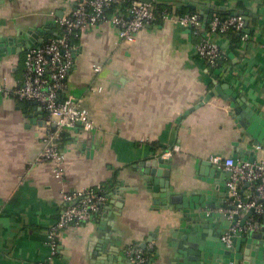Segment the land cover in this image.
Here are the masks:
<instances>
[{
  "label": "crops",
  "instance_id": "1",
  "mask_svg": "<svg viewBox=\"0 0 264 264\" xmlns=\"http://www.w3.org/2000/svg\"><path fill=\"white\" fill-rule=\"evenodd\" d=\"M165 3L176 10L200 3L210 12L247 11L248 39L237 43L231 34L218 35L226 59L212 70L195 52L198 38L178 24H148L131 44H117V29L109 22L81 29L73 66L58 97L81 96L95 128L64 129L62 181L55 178L52 162H34L42 147L41 127L27 114L43 120L45 112L35 110L40 106L31 101L25 104L11 93H0V264L44 262L50 255L45 231L64 205L62 190L96 184L103 186L104 204L83 225L60 233L55 264H130L126 250L149 242L147 264L199 262L188 252V238L178 236H190L181 232L190 222H178L179 214L167 208L160 179L186 192L189 203L215 202L219 208L226 200L228 175L210 158L235 157L236 146L250 147L255 159L264 158V150L243 140L242 127L223 98L204 100L215 84L230 83L264 119V0ZM73 5V0H4L0 40L31 27L44 42L58 33L56 19L70 13ZM24 53L0 56V82L10 90L21 79ZM173 145L178 150L167 158L168 176L141 169ZM210 166L221 169L220 175L210 176ZM239 191L247 199L253 187L247 184ZM110 199L121 206L105 208ZM212 209L207 212H220ZM248 220L263 229V216L253 212ZM222 221L214 217L203 230L211 232ZM190 233L195 235L192 229ZM260 252L264 263V246Z\"/></svg>",
  "mask_w": 264,
  "mask_h": 264
},
{
  "label": "built area",
  "instance_id": "2",
  "mask_svg": "<svg viewBox=\"0 0 264 264\" xmlns=\"http://www.w3.org/2000/svg\"><path fill=\"white\" fill-rule=\"evenodd\" d=\"M74 5L70 13L56 19L62 32L55 38H49L38 47L28 48L24 53L23 69L18 85L11 90L4 82H0V93L13 94L18 99L35 101L45 112V118L40 131L41 150L34 162L53 163L54 176L58 181L64 178L65 155L59 149L58 138L61 131L75 125L81 126L84 131H91L95 124L91 119L89 110L83 104V98L77 95H67L62 99L58 97L74 63L76 46L70 42V37L88 26H96L109 22L117 29V44H131L140 35L142 29L153 23L157 14L154 0L143 2L133 0L124 13L114 12L107 15L106 11L120 0H73ZM160 22H171L182 28L190 30L198 38L195 52L210 67H222L226 55L220 46L217 36L229 30L243 32L240 38L248 39L245 32V18L241 14L229 15L220 18L213 12L207 19L199 11L179 14L176 9L166 8L158 16ZM100 66H94L99 70ZM178 146L173 145L166 150L162 157L169 158ZM210 161L216 166L230 172L226 187L228 198L225 204L237 201L236 209L229 211V217L236 213L240 215L249 209L257 215L264 217V158L245 161L239 158L215 155ZM248 183L253 187L251 195L246 202L240 201V188ZM103 186L96 184L76 190H62L63 207L56 220L46 229L45 235L50 255L41 264H55L54 257L58 252V237L69 227H78L90 220L99 207L104 204L105 196ZM221 206L210 211H225ZM254 230V223L246 220L240 226L237 222L228 228L221 240L230 246L231 236L237 232ZM264 231V224H263ZM152 243L142 247L135 245L126 250L130 264H147L148 250Z\"/></svg>",
  "mask_w": 264,
  "mask_h": 264
},
{
  "label": "water",
  "instance_id": "3",
  "mask_svg": "<svg viewBox=\"0 0 264 264\" xmlns=\"http://www.w3.org/2000/svg\"><path fill=\"white\" fill-rule=\"evenodd\" d=\"M3 1L4 0H0V2ZM140 1L148 2L150 0ZM190 7L197 9L207 19H210L213 12H217H210L209 8H206L200 3L191 4ZM237 14L244 16L245 26H247L250 14L247 11L238 10L233 11L230 15ZM42 41V39H38V36L32 32L31 27H28L25 30L19 29L15 34H6L2 36L0 40V56L10 59L15 53L21 52V50L26 51L28 48L40 46ZM216 73L217 71L215 74ZM213 78L216 79V75H213ZM238 95L239 94L232 90L230 83H217L204 100L211 97L223 98L225 103L229 106L227 111L234 116L233 118L237 125L242 127L243 140L248 138L252 147L257 146L264 150V119L251 104L244 100V97ZM31 103L37 104L35 101H31ZM34 109L44 114L41 107H35ZM27 115L30 122H34L38 127L42 126L43 120H37L36 117L31 118L29 114ZM233 153L235 154V157L233 158H239L250 162L255 159L254 150L250 147L240 148L239 146H236ZM141 169L146 173L150 172L164 177L168 176L170 172L167 158L162 156L146 160ZM220 173L221 169L215 166L211 167L210 176L217 177ZM226 174L229 176L230 172L227 171ZM160 184L162 186L161 196L164 197V201L167 203V208L176 211L179 214L177 216V221L190 222L186 228H181V232H188L190 236L187 237V234H178V236L188 238V252L191 253L192 258L194 257L193 259L199 261L197 264H264L259 261V258L262 257L260 250L264 246V231L263 229H260L257 224H254V230L237 232V234L231 236L230 246H226L221 240L222 235L228 230V228L235 225L237 222L242 226L253 213V209H249L241 219H239L236 213L229 217V211L235 210L238 202L233 201L230 204H225V200L222 199L220 202L221 204H219L226 210L219 212L218 214L214 212L208 213V209L216 207L215 202H204L201 200L199 203L192 204L187 202V195L184 194L186 192L177 191L173 185L169 184L168 180H163L161 178ZM247 184L248 183H246V185ZM241 193L242 192L240 191V194ZM224 195L227 199V192H224ZM228 199L232 200V197H229ZM240 201L246 202L247 199L241 197ZM119 206H121L120 201L114 202L110 199L109 205L105 208L115 210ZM217 216L223 218L222 223L215 230L205 232V230H203L207 225L205 222H210L212 218ZM190 229H192V232H195V235L194 233H190ZM171 233L173 237L174 231H171ZM206 233H208L207 236ZM196 235L201 239L197 238ZM141 246L144 247L145 244L143 243Z\"/></svg>",
  "mask_w": 264,
  "mask_h": 264
},
{
  "label": "trees",
  "instance_id": "4",
  "mask_svg": "<svg viewBox=\"0 0 264 264\" xmlns=\"http://www.w3.org/2000/svg\"><path fill=\"white\" fill-rule=\"evenodd\" d=\"M133 0H120L116 5H113L111 8H109L107 11H106V14L107 15H112L114 12H117V13H122L124 11L127 10V8L130 6L131 2ZM166 0H154V5H155V12L157 14V18L154 22H159V18L158 16L160 15V13L168 8V5L165 3ZM238 5L240 6H243V3L242 1H240V3H238ZM179 14H183V13H194V12H198L197 10L195 9H178L176 10ZM216 14L220 17V18H225L227 16H229L230 14H226V13H222V12H216ZM58 33L54 36H52L51 38H55L59 35V33L62 32V28L58 27ZM228 34H231L232 35V38L235 42L238 43L239 39H240V36L243 32H240V31H237V32H234L232 30H229L227 32ZM226 33V34H227ZM77 39H78V33L72 35L70 37V42L71 43H76L77 42ZM225 62V61H224ZM212 70H215V68H219V67H210ZM17 100L27 104V102H30V100H26V99H18L16 98ZM66 132L63 130L60 132L59 134V138H58V146H59V149H61V145L62 143L66 140ZM57 254V253H56Z\"/></svg>",
  "mask_w": 264,
  "mask_h": 264
}]
</instances>
